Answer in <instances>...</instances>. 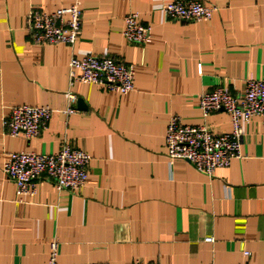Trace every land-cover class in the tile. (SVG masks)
Masks as SVG:
<instances>
[{
    "label": "crops",
    "instance_id": "1",
    "mask_svg": "<svg viewBox=\"0 0 264 264\" xmlns=\"http://www.w3.org/2000/svg\"><path fill=\"white\" fill-rule=\"evenodd\" d=\"M171 1L82 0L81 35L70 46L34 42L27 20L32 8L73 0H0V264H47L54 240L58 264H243L245 252L264 264V120L242 121V157L213 177L187 162L171 167L165 140L172 116L233 130L226 111L203 116L200 96L222 87L243 97L248 79L264 78V0H199L217 7L203 21L169 18ZM130 12L152 27L150 43L125 39ZM88 54L134 64L135 90L71 85V58ZM22 105L53 110L31 140L4 126ZM70 107L77 112L67 115ZM65 145L91 158L84 189L60 192L42 176L35 197L19 196L3 172L6 155Z\"/></svg>",
    "mask_w": 264,
    "mask_h": 264
},
{
    "label": "built area",
    "instance_id": "2",
    "mask_svg": "<svg viewBox=\"0 0 264 264\" xmlns=\"http://www.w3.org/2000/svg\"><path fill=\"white\" fill-rule=\"evenodd\" d=\"M82 0L64 8L47 11L32 8L28 14L27 30L32 40L39 44H67L74 46L82 31ZM217 7L199 0H173L163 6L164 13L171 19L203 21L213 18ZM123 35L126 40L137 44H148L152 40V27L141 22L138 12L125 16ZM199 71L202 72L200 65ZM70 84L76 82L105 85L118 95H127L136 88V67L111 57L88 54L82 58L72 57L69 62ZM72 105L76 97L69 94ZM200 109L205 118L218 110L226 111L233 130L215 133L205 126L184 125L179 116H172L166 132V149L169 165L182 161L191 164L199 173L213 177L218 169L228 168L234 159L242 157L245 134L242 121L253 117L264 120V78H250L243 97L232 96L226 89L218 87L213 92L200 96ZM77 112L75 107L65 111L67 115ZM53 110L48 106H16L4 126L9 137L24 136L34 139L48 128ZM91 158L85 152L65 145L59 152L50 155L35 152H13L6 155L4 174L15 183L21 197H35L42 176L54 181L58 191L80 193L90 176ZM213 240V239H208ZM250 262L251 254L245 252ZM59 244H50L47 264H58ZM110 264V263H98ZM133 264H144L140 260Z\"/></svg>",
    "mask_w": 264,
    "mask_h": 264
},
{
    "label": "water",
    "instance_id": "3",
    "mask_svg": "<svg viewBox=\"0 0 264 264\" xmlns=\"http://www.w3.org/2000/svg\"><path fill=\"white\" fill-rule=\"evenodd\" d=\"M78 106H79V108H81L82 110H84V109L87 108V106H86V104H85V102H84L83 100H79V102H78Z\"/></svg>",
    "mask_w": 264,
    "mask_h": 264
}]
</instances>
